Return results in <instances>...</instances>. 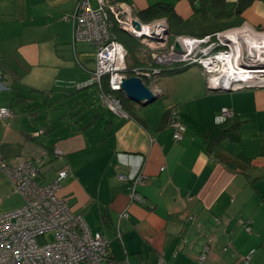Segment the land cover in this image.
<instances>
[{"label":"crops","instance_id":"1","mask_svg":"<svg viewBox=\"0 0 264 264\" xmlns=\"http://www.w3.org/2000/svg\"><path fill=\"white\" fill-rule=\"evenodd\" d=\"M78 1L0 0V107L12 112L0 120V150L7 163L40 160L42 184L52 183L59 170L69 167L61 195L92 231L110 240L108 264H159L160 259L167 264H214L218 256L211 243L227 236L232 243L243 228L240 220H252V233L240 232L246 234L242 251L249 256L261 239L254 227L264 231L259 221L264 219V87L210 92L201 68L193 65L158 79L161 106L133 105V115H117L96 86L73 87L88 81L96 68L94 47L74 44L72 23L64 19ZM123 1L135 13L167 4L177 15V22L169 25L179 29L197 23L179 35L264 31V0H246L240 13L242 0ZM212 19L214 30L198 32ZM76 94H81L78 104L66 106ZM225 107L235 112L241 141L225 140L219 149L252 159L246 172L228 168L204 142ZM173 108L187 128L182 141L173 138L168 124ZM56 147L64 152L61 158L54 154ZM139 171L146 180L137 188L141 200L131 203L128 186L118 175ZM21 205L15 186L0 170V214ZM124 213L128 216L122 218ZM117 228L123 243L115 236ZM209 233L215 238L207 241ZM208 245L211 250L205 252Z\"/></svg>","mask_w":264,"mask_h":264},{"label":"built area","instance_id":"2","mask_svg":"<svg viewBox=\"0 0 264 264\" xmlns=\"http://www.w3.org/2000/svg\"><path fill=\"white\" fill-rule=\"evenodd\" d=\"M64 19L72 23L74 44L88 43L95 49L96 68L90 79L73 83V87L83 90L96 86L103 103L117 115L129 116L116 96L117 93L125 95L122 89L124 79L141 78L156 96V83L167 66L170 69L199 66L210 92L264 87V75L258 76L262 73H257L260 69H252L244 61V50H247L248 56L250 54V47L246 48L250 36L240 37L241 42L231 40L238 29L202 37L179 35L171 41L167 19L144 23L130 3L123 0H79L74 13L65 15ZM115 27L140 43L155 48L157 51L151 55L152 62L147 66L131 67L127 61L126 47L118 40ZM244 34L258 38L264 32ZM241 70L249 72L245 74ZM1 76L0 63V79ZM144 79H148L150 85ZM105 81L108 82L109 92L105 89ZM11 116L9 108L0 107V120H7ZM234 117L235 112L225 107L220 110L216 122L222 124ZM168 122L173 129V138L182 141L187 128L176 109L169 110ZM54 154L61 158L64 152L56 147ZM40 166V160H26L10 166L0 150V170L10 178L22 199L20 207L0 214V264H108L110 240L102 233L92 231L84 217L74 214L67 199L60 195L63 182L71 173L69 167L59 170L52 183L42 184ZM118 179L127 184L131 203L141 200L137 188L146 180L143 171L133 176L119 174ZM127 216V213L121 215L122 218ZM240 223L246 233H252V220H240ZM48 235H52L51 240ZM115 236L123 243L119 228ZM210 250L211 246L208 245L205 252ZM254 253L255 250L244 259L245 264L250 263ZM204 259L205 255H202L200 261ZM123 264L130 263L126 260ZM159 264L167 263L160 259Z\"/></svg>","mask_w":264,"mask_h":264},{"label":"trees","instance_id":"3","mask_svg":"<svg viewBox=\"0 0 264 264\" xmlns=\"http://www.w3.org/2000/svg\"><path fill=\"white\" fill-rule=\"evenodd\" d=\"M246 0H242L240 7H239V13L241 10L248 4V2H245ZM141 21L144 23H150L158 19H167L170 21H176L177 22V15L173 9V7L167 5V4H156L154 6H151L139 13H135ZM114 32L118 38V40L126 47L127 50V61L128 64L131 67H141V66H147L149 63H143L141 59L137 56L140 51V43L137 39L132 37L131 35L127 34L123 30H121L118 27L114 28ZM132 60V63H131ZM152 60V59H151ZM186 68L182 69H164L163 72H179ZM163 73V74H164ZM105 89L107 92L108 90V82L105 81ZM116 96L121 100L123 108L125 112L129 115H133V102L130 100L126 95L123 93H117ZM169 117V113L167 115ZM235 117L233 119H230L222 124H216L213 127H211L204 137V142L207 147V150L210 154L216 152L217 158L223 162L228 168L235 170V171H241L246 172L250 166L252 165V159H249L243 155L238 156H231L227 153H223L219 147L221 143L225 140H229L233 143H238L241 141V127L240 124L237 123L235 120ZM168 120V118H167ZM218 149V150H217Z\"/></svg>","mask_w":264,"mask_h":264},{"label":"rangeland","instance_id":"4","mask_svg":"<svg viewBox=\"0 0 264 264\" xmlns=\"http://www.w3.org/2000/svg\"><path fill=\"white\" fill-rule=\"evenodd\" d=\"M214 21L215 20L212 19L211 21H208L205 24H203L200 27V29H198L199 30L198 32L203 33V32H206V31H210V30L212 31V30H214V27L217 24ZM185 25L186 26L183 27V29H179V27H176L173 23H171V26H170L171 27V31H170V36H169L171 41H173L174 38L176 36H179V34H181L182 32H190L189 29L190 28H194L197 25V23H188V24H185ZM191 25L193 27H190ZM259 32H262V31H259ZM244 33H252V31L246 30L245 28H241V29H238L237 35L236 34L235 35L233 34L232 36H234L236 39H238L240 41V39H241L240 37H244V36L248 35V34H244ZM249 36H250V38H255L254 36H252V34H250ZM263 37H264V35H263ZM259 38H262V37H259ZM248 42H249V45L246 46L247 42H246V44H244V46H246L247 49H248V47H250V45H253V47H255L254 44H253L254 42L251 43L249 41V39H248ZM140 44H141L140 45V51H139V54L137 56L141 59V61L143 63L152 62L151 55H152L153 52H156L157 50L155 48H153V47L146 46V45H144L142 43H140ZM154 46H156V45L154 44ZM261 53H260V55H261V57H263V60H260V61H258L256 63H254V62H251L250 57L248 56L247 50L245 49L244 50V61L249 66L251 65L252 66V69H254V67H255V69L264 70V52L262 54ZM131 63H132V60H131ZM193 68L198 69L199 67L197 65H195V66H193ZM260 70H257V71H260ZM169 75H175V74L172 73V74H169ZM261 75H264V74L263 73L262 74H258V76H261ZM144 80H145V82H146L147 85H150V81L148 79H144ZM161 85H162V83L160 81L159 82L157 81L156 86L160 88ZM91 88L94 89V87H91ZM80 95L81 94H76L75 96L71 97L74 100H72L71 98L67 99L65 101V105L66 106L72 105L74 101H76V104H78L77 103V99H78V96H80ZM95 99H96V102L98 103V105L101 106L100 105L101 104V100H100V98H99L98 95H97V97ZM12 101H13V105H14L15 109L18 111L20 109V107L15 103V100L14 99ZM142 102H144V101H142ZM161 103L162 102H161L160 99H156L154 102H151L150 104H148L147 107H149V106L153 107L154 105L161 106L162 105ZM35 104H37V103H35ZM133 105H140V103L133 102ZM158 106H156V107H158ZM226 141H228V140H226ZM50 159L52 160L51 157H50ZM52 161L54 162L56 160L53 159ZM60 195H61V193H60ZM65 198L67 199V204H68V197H65ZM69 207H70V205H69ZM259 221H261L263 223L264 222V219L263 218H259ZM243 230L244 229L241 228V231H243ZM253 230H254L253 233L255 235H257L258 237L260 236L261 239H260V244L258 245V247H254L255 250L257 251V253L253 255L252 260H251V262L249 264H264V246H262V242L264 241V231L263 232L262 231H259L255 227H254ZM241 231H239V232L236 231L235 232V235L233 236L232 243L229 241V237L228 236L224 240H222V238H219L218 237L216 241L214 240L215 242L213 241L211 243L213 245V247H215L216 254L218 256V260H216L214 262V264H245L244 263V259L246 257H245V253H244V251H242V249L244 248V246L246 244V242H245V240H246V234H245V232H243L240 235V232ZM48 238L51 240L52 239V235H48ZM214 238L215 237H214V234L213 233H209L207 235V241L208 240H213ZM238 240H242V241L241 242H237ZM115 245H117V243H115ZM234 255H236V258H234Z\"/></svg>","mask_w":264,"mask_h":264},{"label":"water","instance_id":"5","mask_svg":"<svg viewBox=\"0 0 264 264\" xmlns=\"http://www.w3.org/2000/svg\"><path fill=\"white\" fill-rule=\"evenodd\" d=\"M140 28V25L135 23ZM176 49L180 47L176 43ZM122 89L125 95L133 102L140 104H150L156 100V96L152 91L144 84L143 80L139 77H130L123 80ZM144 101V102H142Z\"/></svg>","mask_w":264,"mask_h":264},{"label":"bare ground","instance_id":"6","mask_svg":"<svg viewBox=\"0 0 264 264\" xmlns=\"http://www.w3.org/2000/svg\"><path fill=\"white\" fill-rule=\"evenodd\" d=\"M237 35V34H236ZM250 34H248V36H249ZM247 36V35H246ZM239 37V36H238ZM245 37V36H244ZM231 40L233 41V40H235V41H239V40H237L234 36H231ZM249 41L251 42V43H253L254 44V46L255 47H253V45H250V54H249V57H250V60H251V62H254V63H256V62H258V61H260V60H263V57H261V55H260V53L262 52H264V37L262 36V38H251V39H249ZM257 45V46H256ZM252 46V47H251ZM254 49V50H253ZM261 53V54H262ZM241 72H243V73H247L248 74V72L249 71H246V70H241ZM257 73H264V70H260V71H257ZM242 75H244V74H242ZM249 77H251V76H249Z\"/></svg>","mask_w":264,"mask_h":264}]
</instances>
